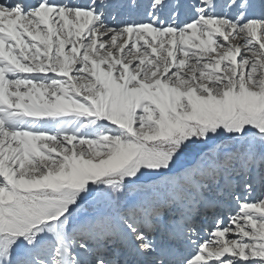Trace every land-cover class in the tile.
Returning a JSON list of instances; mask_svg holds the SVG:
<instances>
[{"label":"snow or ice","instance_id":"1","mask_svg":"<svg viewBox=\"0 0 264 264\" xmlns=\"http://www.w3.org/2000/svg\"><path fill=\"white\" fill-rule=\"evenodd\" d=\"M0 264H264V0H0Z\"/></svg>","mask_w":264,"mask_h":264}]
</instances>
